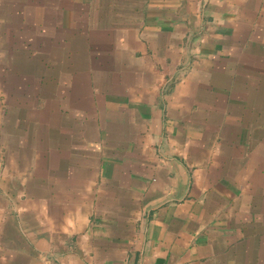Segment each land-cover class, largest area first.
<instances>
[{
	"label": "crops",
	"instance_id": "1",
	"mask_svg": "<svg viewBox=\"0 0 264 264\" xmlns=\"http://www.w3.org/2000/svg\"><path fill=\"white\" fill-rule=\"evenodd\" d=\"M0 264H264V0H0Z\"/></svg>",
	"mask_w": 264,
	"mask_h": 264
}]
</instances>
